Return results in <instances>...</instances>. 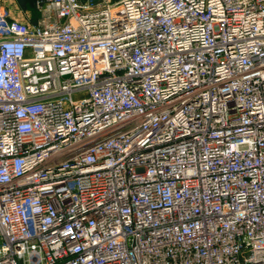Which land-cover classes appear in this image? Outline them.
I'll return each mask as SVG.
<instances>
[{
  "label": "built area",
  "instance_id": "1",
  "mask_svg": "<svg viewBox=\"0 0 264 264\" xmlns=\"http://www.w3.org/2000/svg\"><path fill=\"white\" fill-rule=\"evenodd\" d=\"M0 2V264H264V0Z\"/></svg>",
  "mask_w": 264,
  "mask_h": 264
},
{
  "label": "crops",
  "instance_id": "2",
  "mask_svg": "<svg viewBox=\"0 0 264 264\" xmlns=\"http://www.w3.org/2000/svg\"><path fill=\"white\" fill-rule=\"evenodd\" d=\"M0 2L8 8L11 15L15 18L30 22H36L39 18L34 0H0Z\"/></svg>",
  "mask_w": 264,
  "mask_h": 264
},
{
  "label": "trees",
  "instance_id": "3",
  "mask_svg": "<svg viewBox=\"0 0 264 264\" xmlns=\"http://www.w3.org/2000/svg\"><path fill=\"white\" fill-rule=\"evenodd\" d=\"M36 13V12H35Z\"/></svg>",
  "mask_w": 264,
  "mask_h": 264
}]
</instances>
